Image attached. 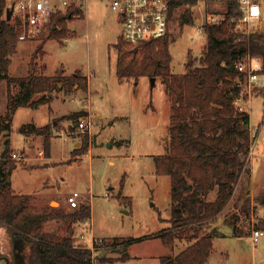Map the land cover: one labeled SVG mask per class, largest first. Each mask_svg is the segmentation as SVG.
Returning a JSON list of instances; mask_svg holds the SVG:
<instances>
[{
    "label": "rangeland",
    "instance_id": "374dc122",
    "mask_svg": "<svg viewBox=\"0 0 264 264\" xmlns=\"http://www.w3.org/2000/svg\"><path fill=\"white\" fill-rule=\"evenodd\" d=\"M75 2L82 6L84 17L75 16L67 22L71 37L65 41L51 39L47 25L37 36L19 40L17 51L10 56L9 74L27 76L30 69L48 76L80 72L84 79L90 76L92 94L88 88H78V85L62 86L53 92L50 103L38 108H18L12 123L10 149L12 153L21 154L22 159H15L19 165L13 172L12 186L18 193L31 194L37 210L49 207L71 212L74 209L70 208L67 198L75 191L79 192V205H91L92 215L91 219L74 224L76 245L91 247L95 239L119 238L122 241L135 238L137 240L128 245L102 246L95 255L119 259L128 254L126 260L115 264H160V256L175 255L182 250L180 241L169 246L155 236L169 226L171 217L170 178L158 175L155 165V157L165 153L169 140L171 103L159 77L155 84L150 77L138 80L117 77L114 45L121 38L122 26L111 0ZM53 3L66 9L62 0H53ZM11 5L12 1L7 0V7ZM188 8L186 4L179 6L171 21V67L178 74L186 71L188 52L199 58L207 44L206 35L197 29L202 17L207 11L223 13L225 10L220 3L209 2L191 9L193 23L182 24L181 16ZM10 19L15 22L13 14ZM257 31H264V28ZM42 43H45L44 55L36 52ZM11 87L13 92L18 91L15 84ZM263 88L261 85L252 89L248 96L254 97L249 107L248 99L242 102L250 112L252 133L256 135L250 166L253 175L259 179L262 173L264 175V97L259 95ZM7 94L8 85L2 81L0 117L7 109ZM89 104H92V112L83 108ZM79 112L83 113L82 118L88 116L93 122V127L86 131L89 144L97 140L83 160L73 162L70 157L73 144L74 150L80 148L85 133L77 126L79 120L71 118ZM30 123L49 125L52 134L50 161L41 152L44 149L41 136H32L33 140L27 143V136L21 133L20 128ZM5 139L2 136L0 142ZM111 159L114 160L112 164ZM120 193L128 196L131 204H121L117 198ZM240 193L238 189L227 209L230 214L241 209V202L237 204ZM260 210L258 207L259 213ZM86 221L90 226L85 224ZM52 228L60 234L66 231L61 221L46 224L47 230ZM222 230L230 233L228 225ZM254 243L258 246L253 253L250 236L219 237L212 263L215 259L219 261V255L224 251L229 257L222 264H264V236ZM0 250L3 251L0 256L12 261L13 237L4 238ZM5 258L0 257V264H9Z\"/></svg>",
    "mask_w": 264,
    "mask_h": 264
},
{
    "label": "trees",
    "instance_id": "16d2710c",
    "mask_svg": "<svg viewBox=\"0 0 264 264\" xmlns=\"http://www.w3.org/2000/svg\"><path fill=\"white\" fill-rule=\"evenodd\" d=\"M197 2L172 0L171 19L179 6L189 4L181 23H193L191 9ZM220 4L225 10L217 13L224 18L219 23L205 25L207 44L199 58L188 52L184 73L172 71L170 32L140 43L137 52L121 38L114 45L117 77L120 80L159 77L171 103L166 151L155 157L156 173L168 176L171 182L170 226L155 236L169 246H174L177 240L185 241L187 247L175 255L161 256L160 264H206L214 249L215 237L250 236L253 228L247 218L253 208L264 210V194L254 199V206L249 196L250 154L254 142L250 112L236 104L240 96L249 97L244 88L246 73L237 64L259 57L262 60L259 73L264 75V31L237 30L233 20L241 14L237 2L227 0ZM6 8L7 0H0V82L6 81L8 85L7 109L0 119V139L6 138L0 142V226L25 240L27 264H115L123 257H98L96 251L102 246L128 245L137 239H102L95 242L94 249L76 245L74 224L91 218V205H79L71 212L49 207L37 210L32 195L14 192L12 175L19 162L12 158L10 134L16 111L19 107L38 108L50 103L53 92L62 86L78 85L87 89V79L80 72L48 76L34 69L27 76H11L10 56L17 51L22 28L19 21L12 22L5 17ZM75 16L84 17L82 6L76 2L65 10L53 11L47 27L49 38L62 41L70 38L67 22ZM44 45L38 46L37 54L44 55ZM11 84L19 87L16 93ZM259 95L264 97V88ZM82 114L75 113L71 118L77 121ZM20 131L25 135H42L45 155H50L49 125L25 124ZM82 141V146L73 151L74 156L88 152V132L83 133ZM238 189L241 195L237 204L241 202V209L230 214L227 209ZM121 193L117 196L120 203L131 204V199ZM212 193H216L214 199L210 198ZM51 221L63 222L65 233L47 230L46 224ZM225 225L230 227L228 234L222 230ZM254 227L264 230V221Z\"/></svg>",
    "mask_w": 264,
    "mask_h": 264
},
{
    "label": "built area",
    "instance_id": "2783aa9c",
    "mask_svg": "<svg viewBox=\"0 0 264 264\" xmlns=\"http://www.w3.org/2000/svg\"><path fill=\"white\" fill-rule=\"evenodd\" d=\"M14 3L13 17L15 22L19 21L22 31L19 34V40H27L37 36L45 29L51 19L53 11L58 9L63 10L58 5L53 3V0H10ZM76 0H62L65 8L69 7ZM227 0H198L196 7H201L209 2L221 3ZM241 12L238 18L233 20L236 22L237 30L251 33L256 32L260 28H264V0H235ZM113 10L119 14L120 24L122 26L121 38L124 42L132 47H137L142 42L164 37L171 28V4L172 0H111ZM187 6L189 4H186ZM6 15V14H5ZM221 15L217 12L207 11L199 22L198 32L204 33L205 25L219 23ZM257 60V62H256ZM240 71L246 73L244 88L248 95L256 86L264 85V75L259 71L262 65L259 57H252L248 60L241 61L237 64ZM243 97L240 96L236 100V104L241 108ZM78 128L84 132L93 127V122L87 116L80 118L77 124ZM12 158L21 160L22 155L13 153ZM81 194L77 191L70 194L67 198L70 208L79 206ZM254 204V203H253ZM254 206V205H253ZM264 221V215H261L258 209H252L250 216L247 218V223L253 228L251 239L257 242L264 236V230L256 229L254 226ZM85 224L90 226L89 221ZM84 234H81V238ZM95 239V238H94ZM102 239L93 240L90 248L94 249L95 242H100Z\"/></svg>",
    "mask_w": 264,
    "mask_h": 264
},
{
    "label": "crops",
    "instance_id": "0c3cea01",
    "mask_svg": "<svg viewBox=\"0 0 264 264\" xmlns=\"http://www.w3.org/2000/svg\"><path fill=\"white\" fill-rule=\"evenodd\" d=\"M260 62H261V65H262V60L260 59ZM89 79H90V76H88L87 77V88H88V90L87 91H90V94H92V91H91V88H90V81H89ZM254 97V96H253ZM253 97H248V100H247V104H248V107H249V103H250V101H251V99L253 98ZM169 100V99H168ZM170 102V101H169ZM92 104H89V105H87L86 107H83V108H85L88 112H92V106H91ZM247 110H248V108H247ZM4 115V114H3ZM2 115V116H3ZM98 115H100V114H98ZM171 115V114H170ZM2 116L0 117V119L2 118ZM169 122H170V118H169ZM35 124V123H34ZM36 126H38L37 124H35ZM42 126H44V125H42ZM38 127H41V126H38ZM251 134H252V136H253V138H254V141H255V139H256V135H254L253 133H252V129H251ZM27 136V143H28V141H30L33 137L32 136H36V134H30V135H26ZM38 136H41L42 137V141H43V136L42 135H38ZM94 136H96L95 134H94ZM40 137V138H41ZM33 140V139H32ZM96 140H97V138L95 139V141H93L92 142V144H90V148L92 147V145L96 142ZM166 147V146H165ZM73 151H74V144H73V147H72V150H71V152H70V157H71V159H72V161L73 162H78V161H81V160H83V158H84V156H85V154L84 155H76V156H74L73 155ZM166 151V150H165ZM42 153L44 152V149H43V151H41ZM14 153H16V152H14ZM45 153V152H44ZM43 153V154H44ZM13 154V153H12ZM50 157H51V150H50V155L49 156H46V158L49 160L50 159ZM70 157H68V159L70 158ZM50 161V160H49ZM72 162V163H73ZM112 163H114V160H112L111 159V164ZM17 169V168H16ZM261 179H259V178H257V175H253V171H252V169H251V190H250V193H249V195H252V203L254 202V199L258 196V195H263L264 194V175H263V173L261 174V177H260ZM258 179H259V181H258ZM14 189V188H13ZM14 192L15 193H17V194H25V193H18L15 189H14ZM31 195V194H30ZM216 197V193H212V195L210 196V198L211 199H214ZM260 214L261 215H264V210L263 209H261L260 210ZM91 219V218H90ZM170 220V219H169ZM170 222V221H169ZM169 226H170V224H169ZM169 226H167V227H169ZM166 227V228H167ZM165 229V228H164ZM52 230H54V228H52ZM9 237H13V257H12V259L15 257V256H17V257H19V259H18V263L17 264H27L26 263V242H25V240L21 237V236H19V235H12V234H10L8 231H7V229L4 227V226H0V244H3V241H4V238H9ZM231 237V236H230ZM251 238V237H250ZM219 240V237H215L214 238V249H213V251H212V253H211V255H210V257H209V259H208V261H207V263L206 264H222L224 261H226L227 259H228V257H229V253H225L224 251H221V255H219V261H217V259H215V261L212 263V256H213V254H214V252H215V249H216V243H217V241ZM178 241H180L181 242V248H182V250L184 249V248H186L187 247V242H185V241H181V240H177L176 241V243L178 242ZM251 241H252V251H253V253L256 251V249H257V244L256 243H254L253 242V240L251 239ZM232 241H230V243H231ZM235 242L236 241H234V245H235ZM175 243V244H176ZM174 244V245H175ZM237 246H238V244H236ZM181 250V251H182ZM0 253L1 254H3V251H1L0 250ZM179 253V252H178ZM1 257V256H0ZM122 257H124L122 260H126L129 256H128V254H123V256ZM161 257V256H160ZM2 258H5V257H3L2 256ZM6 259V258H5ZM160 259V258H159Z\"/></svg>",
    "mask_w": 264,
    "mask_h": 264
},
{
    "label": "water",
    "instance_id": "95a60500",
    "mask_svg": "<svg viewBox=\"0 0 264 264\" xmlns=\"http://www.w3.org/2000/svg\"><path fill=\"white\" fill-rule=\"evenodd\" d=\"M13 12H14V3H12L11 7L6 8V18L10 19ZM137 51H138V47H134V52H137ZM150 79L152 80V83L155 84L156 77H151Z\"/></svg>",
    "mask_w": 264,
    "mask_h": 264
},
{
    "label": "flooded vegetation",
    "instance_id": "af4514ba",
    "mask_svg": "<svg viewBox=\"0 0 264 264\" xmlns=\"http://www.w3.org/2000/svg\"><path fill=\"white\" fill-rule=\"evenodd\" d=\"M2 257V256H1ZM17 256H15L13 259H12V261H10L9 259H6L8 262H9V264H17L16 262L18 261V259H19V257H17Z\"/></svg>",
    "mask_w": 264,
    "mask_h": 264
},
{
    "label": "bare ground",
    "instance_id": "6f19581e",
    "mask_svg": "<svg viewBox=\"0 0 264 264\" xmlns=\"http://www.w3.org/2000/svg\"><path fill=\"white\" fill-rule=\"evenodd\" d=\"M256 62H257V60H256ZM258 63V62H257Z\"/></svg>",
    "mask_w": 264,
    "mask_h": 264
}]
</instances>
